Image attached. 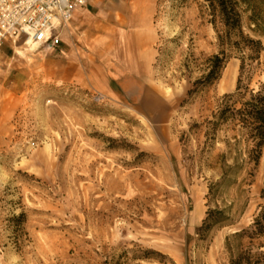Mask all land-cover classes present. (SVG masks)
Listing matches in <instances>:
<instances>
[{
  "label": "rangeland",
  "instance_id": "rangeland-1",
  "mask_svg": "<svg viewBox=\"0 0 264 264\" xmlns=\"http://www.w3.org/2000/svg\"><path fill=\"white\" fill-rule=\"evenodd\" d=\"M208 20L202 0H152V65L106 92L88 81L87 66L110 60L108 24L68 28L54 49L3 47L0 264H103L123 249L152 250L164 264H264V236H236L264 206V151L252 178L242 171L209 202L219 179L209 166L225 134L210 146L188 132L235 90L239 60L180 107L203 59L217 52ZM244 32L264 48V37ZM187 59L196 60L188 71ZM260 64L250 89L264 83V50ZM228 67L234 85L221 92ZM209 208L226 210L228 221L200 237ZM20 213L25 235L15 245L8 220Z\"/></svg>",
  "mask_w": 264,
  "mask_h": 264
},
{
  "label": "trees",
  "instance_id": "trees-1",
  "mask_svg": "<svg viewBox=\"0 0 264 264\" xmlns=\"http://www.w3.org/2000/svg\"><path fill=\"white\" fill-rule=\"evenodd\" d=\"M212 26L217 52L203 59L201 74L190 84L186 99L180 107L190 104L200 93L204 92L221 78L222 72L230 58L239 60V75L235 90L222 96L219 106L207 118L190 126L188 132L201 133L204 144L213 146L219 133L225 134L222 140L225 150L220 154L211 169L219 171L217 182L208 186L207 199H215L222 189L236 183L242 171L253 177L264 151V83L257 89H250L249 84L254 71L261 66L260 57L264 50L261 40L245 34L244 28L256 36L264 37V0H202ZM192 63L187 59L183 67L188 71ZM264 73V68H263ZM188 136L184 133L182 137ZM230 161V164L227 162ZM260 198L264 200V181ZM228 211V210H227ZM226 210L209 208L201 226L196 230L203 237L214 225L227 223ZM13 243L19 244L25 235L26 216L20 213L8 220ZM246 235L249 239L264 236V206L254 218L249 230H242L236 236ZM165 257L152 250L138 251L123 249L103 262V264H140L156 262L164 264Z\"/></svg>",
  "mask_w": 264,
  "mask_h": 264
},
{
  "label": "crops",
  "instance_id": "crops-1",
  "mask_svg": "<svg viewBox=\"0 0 264 264\" xmlns=\"http://www.w3.org/2000/svg\"><path fill=\"white\" fill-rule=\"evenodd\" d=\"M151 15L152 0H91L86 7L74 12L71 24L68 25L73 33L88 29L91 23H103L102 28L108 25L111 27L113 47L105 50V56L110 60L87 66L88 81L94 83L98 91H109L112 80H135L133 74L146 73L150 69L154 41ZM67 29L61 33V42L65 36L63 33L66 34L64 30ZM6 45L12 47L8 43L1 46L2 57L6 56L3 50Z\"/></svg>",
  "mask_w": 264,
  "mask_h": 264
},
{
  "label": "built area",
  "instance_id": "built-area-1",
  "mask_svg": "<svg viewBox=\"0 0 264 264\" xmlns=\"http://www.w3.org/2000/svg\"><path fill=\"white\" fill-rule=\"evenodd\" d=\"M91 0H0V47L47 48L58 46L74 12Z\"/></svg>",
  "mask_w": 264,
  "mask_h": 264
},
{
  "label": "bare ground",
  "instance_id": "bare-ground-1",
  "mask_svg": "<svg viewBox=\"0 0 264 264\" xmlns=\"http://www.w3.org/2000/svg\"><path fill=\"white\" fill-rule=\"evenodd\" d=\"M234 69L232 67H228L225 71L224 81L226 82V86L221 89V92H226L234 85Z\"/></svg>",
  "mask_w": 264,
  "mask_h": 264
}]
</instances>
